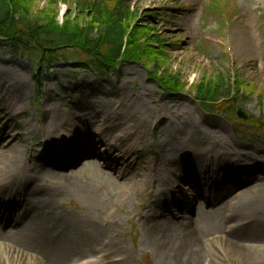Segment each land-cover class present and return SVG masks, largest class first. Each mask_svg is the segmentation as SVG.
<instances>
[{
    "label": "rangeland",
    "instance_id": "obj_1",
    "mask_svg": "<svg viewBox=\"0 0 264 264\" xmlns=\"http://www.w3.org/2000/svg\"><path fill=\"white\" fill-rule=\"evenodd\" d=\"M51 1L59 12V18H56L59 25L63 22L61 16L78 12L74 0H35L30 4L33 14L45 9ZM211 1L124 0L126 6L142 18L140 24L147 23L160 33L162 39L170 41V47L167 48L170 60L166 67L179 73L189 85L198 82L203 74L220 72L224 76L230 75L232 79L235 74L242 75L257 89V93L246 99L239 97L238 105L253 118L264 117V0H230L232 9L236 8V17L221 30L217 25V17L209 13ZM175 23L178 28L173 27ZM171 41H178V44L171 46ZM70 59H61L50 70L41 73L38 76V84L34 79V62L14 55L0 40V69L9 70L8 75L3 76L6 87L3 89L0 86V131L4 124L9 122V127L14 129L16 134L23 133L26 123H29L38 129L31 135L27 145H41L44 132L51 131L41 129L45 124V107L50 103L65 120L66 116L84 119L90 127L87 134H83L80 125L76 124L69 135L60 139L59 135H56L57 130L51 131L55 137L53 142H56L49 153L42 155L38 163L36 156L39 154L32 155L27 151L22 160L24 163L17 171V177L21 176L25 180L27 175H31L30 164L42 166L45 175L48 172V164L59 170H68L69 166L81 162V157H84L82 153H86L84 158L92 155L100 159L97 153L101 150V153L110 154L111 157L106 161H95L108 165L111 171L97 168L96 174L102 176L98 177L95 192L91 194L81 191L79 184L52 182L44 175L33 182L23 181V184L30 186V190L41 196L47 207H44V210L49 213L55 211L57 216L64 217L65 223L70 226L74 224L76 229L80 230L79 234L59 230L65 233L66 247L72 248L70 261L74 262L71 264H114L116 259L118 264H142L145 258L151 264H165L163 251L168 255L170 250L177 249L175 243L181 236L163 233L167 237L166 241L160 238V234L153 240L149 238L148 233L152 226L158 227V221L143 219L151 201H156L165 210L175 214L182 213L194 222V228L187 234V238L179 243L182 246L188 245L186 248H189L198 233L206 231V239L201 242V256L197 264H264V252L255 253L253 250L244 249L251 244L250 238L258 222L256 220L264 221V168H261V165H264V138L235 129L223 117L204 114L196 103L192 90L183 95H167L155 84L150 71L143 65L123 64L110 76L99 79L91 70L83 69L81 61L73 57ZM18 69H21L19 75L13 74ZM129 69H134L137 76L129 73ZM9 81L14 85L13 89ZM8 90L19 100L17 107L9 105L3 99ZM144 90L151 93L159 106L173 108L174 118L178 120L197 116L204 124L222 128L227 137V148L233 152L240 151L247 155V158H241L235 166L227 169L214 156L203 155L194 158L190 154H179L176 161L181 177L174 184L172 181L168 182L164 187V196L155 193L150 181H134L126 193L121 192V186L112 187L108 181L113 185H122L118 178L131 166L137 172L149 169L156 163L160 149L169 151L173 148V141L184 135V128L168 123L165 126L168 132L162 138H157V124L161 118L159 107L153 116L148 117V123L140 132L127 126L111 143L96 136L95 130L97 127H103L105 115L120 107L130 108L136 104V96ZM180 106L181 109L177 110ZM20 112H23V115L15 119ZM222 120L226 124H223ZM81 134L85 137L82 138ZM93 141L97 147L91 146ZM255 155L261 164H250V159L255 158ZM198 163L205 170L201 177L198 176L199 180L196 179L199 187L195 180L190 178L194 176ZM253 165L259 166V174L254 173ZM50 172H55V169L52 167ZM153 174L150 173L149 177ZM9 178L11 179L10 176ZM247 185L252 187L250 193H244L240 199L235 200L233 192L240 194ZM190 186L194 187L193 191L188 190ZM218 195L225 199L221 202L217 219L213 220V215L195 218L191 214L198 208L195 198L210 200L212 203L214 200L219 201L220 198L216 199ZM256 200L259 202L255 205H248L250 201ZM238 205H244L245 218L233 223L230 218ZM203 211L205 206L202 204L201 215ZM93 222L110 225L111 238L107 241L119 250L115 251L118 253L117 258L111 257L114 253L112 252L106 254L104 262L100 263L98 258L102 256L99 255L101 252L96 249L89 251ZM216 222L220 223L218 231L214 229ZM41 227L39 224H33L25 231L14 234L12 238L21 242L23 249L14 247L12 241L7 244L0 242V264H46L45 260L58 264L64 254L59 252V247L47 245L46 235L41 231ZM231 228L235 236L228 241ZM2 232L0 230V235H3ZM69 238L73 240V244H69ZM75 243L78 246L73 249ZM25 248L26 251H23ZM29 254L37 258L32 260ZM190 258L187 253L180 255L178 260L190 264ZM83 259H86L85 262L81 261Z\"/></svg>",
    "mask_w": 264,
    "mask_h": 264
},
{
    "label": "bare ground",
    "instance_id": "obj_2",
    "mask_svg": "<svg viewBox=\"0 0 264 264\" xmlns=\"http://www.w3.org/2000/svg\"><path fill=\"white\" fill-rule=\"evenodd\" d=\"M173 27L178 28V24H173ZM7 72L9 73L8 69H5V71L0 69V86L3 89L6 87V82L3 80V76H7ZM19 72H21V69H18L13 74L19 75ZM128 72L134 77L137 76V72L134 69H129ZM9 84L13 89L14 85L12 86L11 81H9ZM3 99L6 100L9 105H14L15 107L19 105V100L12 96L11 90H8L5 93ZM85 104L88 103L85 102ZM159 107L161 118L157 124V138H162L165 136L166 132H168V130L165 129V126L168 123H174L176 126L184 128L183 137L174 140L173 148L166 152L162 151L159 145H157L158 150L160 149V153L158 154V159L155 164H153L149 169L140 172H137L135 168L131 166L125 173L120 175V178H118V180H121L122 185L119 183H115L113 185L111 181H108L112 187L117 186L120 188L121 186V192L126 193L134 181H144L145 183L150 181L153 185L155 193L160 196H164V187L168 184V182L172 181L174 184L176 180L181 177L176 161L177 155L179 154H190L194 158H199L203 155L214 156L218 159L219 163L227 169L231 166H235L241 158H247V155H243L240 151L233 152V150H229L227 148V137L225 136L222 128L211 124H204L197 116L194 117V112L193 117L195 119L192 117H186V120H178L174 118L173 108L167 107L166 105L159 106L158 102L152 98L151 93L147 90L142 91L138 96H136V104L130 106V108L125 109L120 107V109L117 108L112 110L111 114L105 115L103 119V127H97L95 130L96 136L113 142L117 135L123 132L127 126H130L131 129L140 132L141 130H144L145 125L148 123V117L153 116L154 113L158 111ZM179 109H181V106L177 108V110ZM166 110H168L167 113ZM22 115L23 112L18 113L15 116V119ZM66 119L67 120H65L64 116L60 115L58 110L52 105V103H50L45 107V124L41 127V129H51V131L57 130L59 137H63L69 134V129H72L74 128L73 126L79 124L82 133L87 134L86 132L90 127L84 119L69 118L67 116ZM36 128L37 127L26 123L23 133L16 134L14 129L9 127V122H6L0 131V230L3 231V235H0V242L7 244L9 241H12L14 247L23 249L24 245L19 241H14L12 237L15 233L25 231L33 224H39L44 229L43 230L41 227V231L44 232V235H46L45 239L47 240V245L54 246L56 248L59 247L61 249L59 252L64 254L61 261L57 263L67 264L71 258L70 253L72 252V248L66 247L67 243L65 241V233H61L59 230L63 229L65 232L71 231L72 233L77 234L80 233V230L76 229L74 224L70 226L65 223L64 217L57 216L55 211L49 213L44 210L43 208L45 207L47 209V207L41 199V196H38L36 191L30 190V186L23 184V181L25 180H31L33 182L34 179L41 178V175H44L42 166L30 164L29 173H31V175H27L25 180H23L21 176L17 177V171L24 163L22 160L24 159L27 151L32 155L39 154L36 156L37 162L39 163L42 155L48 154L50 148L52 147L51 140L53 138V134L51 131L50 133L44 132V141L41 145H27L29 138L34 133ZM81 137L84 138L85 136L81 134ZM141 144L142 143H139V145ZM94 145L95 144L92 143L91 146ZM39 148L42 150L38 151ZM10 152L11 155H9ZM83 155H85V153H83ZM106 156L107 158H111L108 154ZM250 160V164L253 162H256L258 165L261 164V161H258V156ZM80 161V163L77 162L74 165L69 166L68 170H59L52 165H47L48 172L45 173L44 177L50 179L52 182L64 181L65 183L79 184L82 187L80 189L81 191L87 194L94 193L95 183L98 180V177L100 178L102 176L100 174L98 175V173L96 174L97 168H103L107 171L111 170L105 164L101 165L95 163L93 158H87L86 160L84 157H81ZM83 162L85 163L83 164ZM243 163L244 162H242V164ZM258 165L252 166V168L255 169L254 173L256 175L259 174V171L257 170V167H259ZM52 167L55 169V172H50ZM261 168H264V165H261ZM82 172H84V174ZM152 172L154 174L149 177ZM202 172V168L198 167L196 173L201 175ZM193 189L194 187L190 186L188 190L193 191ZM243 190L247 193L252 190V187L247 185L243 187ZM243 193L244 192L237 195V191H234V199H240V196L243 195ZM115 195L117 194L115 193ZM150 198L152 199V197ZM216 199H219V201L214 200L211 203L210 200H202L201 202V199L195 198L194 201L198 208H195L191 214H193L195 218H199L200 216L203 217L205 215H213V220L217 219L222 206L221 202L225 198H222V195H218ZM256 202L259 201H250V204L248 205H255ZM202 204L205 206V211L202 213L203 215L200 213V206ZM240 206L243 207L244 205H238L230 218V220L234 221L233 223H237L245 218L246 212H244V207L241 208ZM145 212L146 213L143 215L144 220L150 219L151 221H158L157 225L159 227V231L158 227H153L151 225L152 229L148 233L151 240L157 238L160 234V238L163 241H166L167 237H165L163 233H166V235L169 236H181V239L177 238V242L175 243L178 247L177 249L174 251L170 250L168 255L163 251L165 264H189L183 260H178L180 255L187 253L191 257L190 264H197V261L201 256V242L206 239V231L204 233H198L190 247L186 248L188 245L182 246L179 243L184 241L187 238V234H189V232L194 228V222L190 218L182 213L175 214L170 210H165V208L162 205L157 204L156 201H151ZM256 221H258L256 222V229L253 231L252 238H250L252 239L250 241L251 244L248 248L244 249H247L248 251L253 250L255 253H262L264 252V221ZM161 222L162 224H160ZM219 224V222H216L214 226V229L217 231ZM91 230L92 242L90 244L89 251L98 249L100 246L105 248L104 250L100 249L103 254L113 252L110 244H108V246H104L103 244L105 239H110L111 237L110 227H107L103 223L93 222ZM234 236V230L231 228L228 234V241L230 238H234ZM69 244H73V240L70 238ZM77 246L78 244L75 243L73 249ZM45 262L46 264L53 263L52 260H45Z\"/></svg>",
    "mask_w": 264,
    "mask_h": 264
},
{
    "label": "trees",
    "instance_id": "obj_3",
    "mask_svg": "<svg viewBox=\"0 0 264 264\" xmlns=\"http://www.w3.org/2000/svg\"><path fill=\"white\" fill-rule=\"evenodd\" d=\"M34 1L0 0V38L14 53L27 52L37 58L38 67L51 65L60 51L72 49L101 75L114 70L119 61L145 63L152 65L153 74L168 92H182L187 86L179 74L165 69L168 44L139 24L137 14L127 9L123 0H74L77 14H65L61 25L52 1L33 14L30 4ZM242 87L247 90L249 85L239 76L227 82L222 75H203L191 86L202 108L229 115Z\"/></svg>",
    "mask_w": 264,
    "mask_h": 264
},
{
    "label": "water",
    "instance_id": "obj_4",
    "mask_svg": "<svg viewBox=\"0 0 264 264\" xmlns=\"http://www.w3.org/2000/svg\"><path fill=\"white\" fill-rule=\"evenodd\" d=\"M238 116L241 117V118H246V116L243 115V114L240 112V110H238Z\"/></svg>",
    "mask_w": 264,
    "mask_h": 264
}]
</instances>
